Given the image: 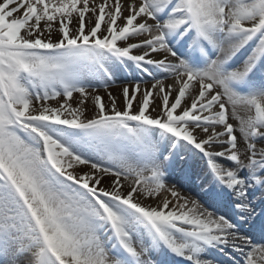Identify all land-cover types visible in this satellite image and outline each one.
Segmentation results:
<instances>
[{
  "label": "bare ground",
  "instance_id": "obj_1",
  "mask_svg": "<svg viewBox=\"0 0 264 264\" xmlns=\"http://www.w3.org/2000/svg\"><path fill=\"white\" fill-rule=\"evenodd\" d=\"M169 1L0 0V16H6L4 11L10 8L14 10L11 11L14 38L10 41L11 46L18 48L12 52L14 60L38 58L42 62L40 66L47 62L39 71L37 85L36 82L28 84L34 92L14 79V90L20 93L14 104L20 105L27 116L31 113L44 119L50 117L52 122L82 125L92 136L89 144L84 143L81 148L79 154L86 159L82 161L65 149L66 153L62 152L58 142L46 137L44 147L49 150L52 163L60 164L58 166L80 184L78 190L89 202L91 199L87 193H82V186L91 189L99 201L107 193L130 192V198L124 199L128 204L121 206L127 208H124L127 214L120 208L119 211L125 214L123 221L131 226L122 229L116 214L102 203L101 210L95 203L85 208L86 202L82 199L77 202L75 197L62 198L69 195L62 188L58 196L42 207L36 203L35 194H39V201L44 200L46 179L39 181L43 183V190L39 186L28 187L25 182L17 184L33 192L32 196L24 197L25 206L33 217L32 224L38 222L44 227L47 223L44 214L49 212L59 213L63 219L55 217L52 227H47L49 231L45 232L43 242L48 248L52 241L54 249L63 252L65 264H112L108 256L114 255L120 262L118 254L127 255L126 264H233L240 254L244 264H264V235H255L250 228L252 223L264 225V205L258 203L264 201V33L262 39L258 37L264 31L259 27L264 24V0H258L262 2L260 7L252 9H248L251 3L245 0H179L177 9L164 13L162 9ZM166 14L167 20L156 19ZM175 14L186 15L190 23L175 19ZM190 24H194L195 29ZM5 25L0 33L8 29ZM188 31L193 32L191 46L185 36ZM252 35L255 40L251 45L248 43L231 61L233 53ZM102 46L105 48L99 49ZM197 46L201 54L206 47L211 48L202 68L187 67L174 54L177 52L188 59L191 54L195 55ZM107 47L113 50V58ZM261 50L262 59L256 60ZM91 51L94 53L90 56L106 58L113 80L108 81L101 74L87 75L88 68L84 64L89 57L82 53ZM213 54L217 57L210 59ZM141 58L152 61L149 71L155 78L141 80L148 73L143 72L140 77L141 72L133 68L134 64H142ZM116 60L125 63L119 66ZM21 66L30 68L29 79L38 77L36 71L40 66L34 70L24 61ZM21 79L25 83L23 77ZM41 81L46 82L47 91L39 95ZM170 119L178 120L179 124ZM118 120L131 123V135L116 127ZM143 121L168 122L171 129L194 141L205 153L219 151L237 158L238 162L236 166H228L212 157L202 161L178 138L163 134L166 136L163 144L158 132L149 133L148 129L143 132L146 127ZM100 123L105 126L97 127L99 131L110 125L116 132L96 135L89 129ZM132 135L141 139L136 141ZM253 138L260 140L254 142ZM29 139L31 144L41 143L34 136ZM206 141L215 144L201 145ZM16 144L24 147L21 141L17 140ZM167 148L173 152L174 161L166 158L155 161L157 153ZM119 155L129 159L126 164L113 165ZM146 158L150 161L146 179L141 176L136 181L126 176L133 173L132 165L136 162L132 160ZM176 168L182 171L176 172ZM184 170L191 171L196 182L203 185L199 194L213 190L219 196L217 201L228 200V196L231 199L233 195L243 204L238 214L247 213L250 217H238L233 224L222 220L214 215L218 211L214 206L218 205L213 200L208 204L214 208L209 209V213L203 211L200 208L204 207L203 203L175 183L182 178ZM239 174H243L242 179H238ZM258 193L260 197L250 200ZM184 195H188L189 201ZM190 200L199 205L190 204ZM128 206L138 213L134 214ZM67 209L72 210V215L66 212L63 217ZM0 217L3 219L2 215ZM145 219L156 232L147 231ZM14 223V231L28 230L21 213L14 214ZM3 225L0 224V264H31L30 255H21L13 250L12 244H6L4 237L8 230L2 229ZM84 227L85 236L91 234L92 239L87 237L78 246L74 245L78 242L71 244L75 230L81 234ZM102 229L104 232L108 229L109 234L103 232L100 239L97 232ZM237 229L248 231L242 232L241 238L252 243H241ZM28 233H32L31 228L25 233L31 237ZM112 238L122 243L124 249L120 253L118 244L116 253L112 252ZM212 248L223 253H216Z\"/></svg>",
  "mask_w": 264,
  "mask_h": 264
},
{
  "label": "rangeland",
  "instance_id": "obj_2",
  "mask_svg": "<svg viewBox=\"0 0 264 264\" xmlns=\"http://www.w3.org/2000/svg\"><path fill=\"white\" fill-rule=\"evenodd\" d=\"M8 1L9 0H7V2ZM244 2L251 3V6H249L248 9L260 7V3H262V2L259 3L258 0H245ZM93 3L91 6H93ZM177 4H178V1L174 3L173 5L174 7L172 8L176 9L178 7ZM94 9H92L93 12H94ZM11 11H14V10L10 8L9 11L8 10L4 11L5 14L7 13L6 16L4 17L0 16V29L3 27L4 24H6L4 28L8 27L6 32L0 33V201H1L0 202V212H1L0 215L3 216V219L0 217V224H4L2 229L8 230L6 237H4L6 238V240L4 238L2 239L7 241L6 242L7 245H9V243L12 244L14 246L13 250L15 249L18 250V252L21 255H26V254L30 255L31 257L30 259L32 260V263L34 264H44V263L45 264H65L64 258H63L64 256L63 252H60L61 250L54 249V243H52V241H50L49 244L47 245L48 248L46 247V244L43 242V239L44 240L46 239L45 232L47 233L49 231L47 227L48 226L50 228L52 227L55 217H57V220L58 219L63 220V219L60 218L59 213L52 214V212H49L47 214H44L45 215L44 218L47 221L46 225L43 224L44 227H42V225L39 224L38 222L36 224H32L33 217L31 216V213L29 209L27 208V206H25L23 198L32 196L33 192L32 191L28 192V189L26 188H23V190L18 189L15 186V184H20V183L25 182L28 187L35 188L39 186V189L43 190V183L39 184V181L40 179H46L48 181V184L46 185V189H44L46 191V194L44 195V200L39 201V194H35L36 203L39 204L40 206L43 207L44 203L46 202L49 204L53 198L58 196L59 190L63 188L64 191L68 193L69 195H66V196L62 195V198L67 197L69 199L70 197L71 198L75 197L73 199L77 198V202H78V199H82L84 202H86V204H84L85 208H87L88 205L92 207L90 203H95L96 207H99L100 210L103 209L104 206L107 207L109 210H112L111 212L116 214L117 218L119 219V222H118L119 227H121L122 229H124V227L128 228L131 225L126 224L127 222L123 221L122 217L125 216V214L124 213L121 214V212L119 211V208L123 210L126 214H127V211L124 209L126 207L124 206L121 207L122 203H120L119 201L124 202L123 199L125 200L129 199L130 192L127 194L123 190L124 191L123 193L122 192L121 193L115 192L114 194L107 193L105 195V198H102L99 201L91 189H89L87 186H82V189H81L82 193H87L89 198L91 199V202H89L86 199V197L82 195L81 192H79L78 186L80 184H78L75 180L70 178L65 173L66 171H64L62 167L58 166L60 164L53 165L51 154H49V151H47L44 148L43 144H41L40 142H39L40 144L39 143L31 144V140L29 139V137L34 136L39 141L41 140V134L39 132H44L46 137L53 139L56 143L58 142L60 146H62V152L66 153L65 150H63L65 148L68 150H71L72 152L69 153V155H74V158L82 161V159L83 160H86V159L85 157L82 156V154H79V153L81 152V148L83 147L84 143L89 144L90 138L92 136L89 133H86L85 127H83L82 125H78V124L70 125L69 123H65L62 121H59V122L56 121V123L45 121L44 124H42L43 121L38 120L36 114L28 113L31 116L30 115L27 116L26 114L22 113V110H21L22 107L20 105L14 104V102L18 101L17 100L18 97L20 98L19 90H14V79H16L18 83H21L25 87L32 90L28 84H30L31 82L33 84L36 82V85H37L38 79H39V71L41 70V68L42 69L45 68L47 62H45L43 66H40L42 62L39 61L38 58L28 59L27 57L25 58V60H22V59H18L17 57V59L14 60V54L12 52H14V50H17L18 48L17 47L14 48V45L12 46L10 45L11 44L10 41H12V39L14 38V15L12 14ZM175 18L182 19V17L180 16H175ZM156 19L158 21H164L165 19L167 20V15L163 16L162 18H156ZM260 28L261 30H264L263 25ZM1 31L2 30H0V32ZM263 33L264 31L260 33L259 35L260 38ZM104 48H99V49H104ZM107 50H108V53L113 58V55L111 54L113 50L110 48H108ZM169 51L173 52L171 49H169ZM94 52L91 51V52L82 53L86 55L87 57H89V59H87L84 65L94 67L98 60L103 61L104 59H106L103 57L100 58L99 56H92V55L90 56V54ZM175 55H176V58L179 57V55L177 54ZM81 57L82 59L86 58L85 56H81ZM242 60L243 59L239 60V62H241ZM22 61L26 62L27 64L29 63L30 66L34 70L35 68L40 66L39 70L36 71V74L38 76L37 78H34V79L28 78L29 72L27 71L25 67L21 66ZM22 77L25 83L21 81ZM69 77L70 75L67 76L66 79L68 80ZM44 79L46 80L45 75H44ZM39 85H40L39 86L40 91L38 92L40 95V92H42L43 90H46L45 87H47V84L46 82L43 83V81H41ZM31 87H34V85H31ZM32 91L34 92V90ZM14 106H16L18 110ZM47 118H50V117H47ZM120 120L117 121L116 127L123 128V126L121 125L122 121ZM137 120L139 121L140 119H137ZM170 121H173L172 123L174 124L176 123L179 124L178 120L177 121L170 120ZM142 123H144L146 126L143 132L147 131V129L149 130L147 131L149 133L158 132L160 134L158 138L162 137L163 144L166 141V136L164 135L166 134L169 135V132L174 135H178L176 137H180L179 136L180 132L170 129L167 125L147 122V121H143ZM127 124L130 127H133L131 123L129 122ZM203 124H206V123H203ZM101 126H105V123H100L98 126H91V128L89 129H91V131L96 134H110L112 132L113 133L116 132L113 130V127L110 125H108L109 127L104 128L103 131H99L98 129H96L97 127H101ZM104 130L106 131L104 132ZM123 130L128 134V132L124 128ZM150 131H153V132H150ZM49 135H53V136L51 137ZM131 138L134 139L136 138V136L132 135ZM138 138L141 139V137H138ZM170 138L173 139L175 137H170ZM180 138L185 139L183 137H180ZM253 139H254V142L260 140V138H253ZM17 140L21 141L24 147L18 146L16 144ZM158 142L160 143V141ZM181 143L186 147H189V144H190V142L185 141V140L184 141L182 140ZM204 144L212 145L215 143H212L209 141ZM219 144H221V142ZM172 147L175 148V146L173 145ZM168 149L170 148L163 150L162 152L163 154L157 153V156H155V161H160L162 158L166 157V154H173L172 152H167ZM192 149L196 150L194 147ZM195 154H199L201 160L203 161H207L206 159H208L207 156L209 155L206 153H199L197 151L195 152ZM212 158H215L218 161L228 166H236L235 163L238 161L237 158H232L231 156L226 155V154H218V155L214 154V157ZM127 159H129L127 156L119 155L115 158L113 165L120 166L121 164H126ZM167 159L172 160V158L170 159V157H167ZM132 162L133 163L136 162V164L132 165L133 173L130 175H126V176H131V178L135 180V178H137L136 176L140 175L139 177L140 179H141V176H143L144 179H146L147 178L146 175L150 171V169L147 168L150 162L147 161V159H143L141 161L132 160ZM108 169L113 170L112 167H108ZM175 171L180 172L181 169L176 168ZM187 175L191 176L190 173ZM239 175L240 176H238V179H242L243 174H239ZM187 181H189L191 185L194 183L192 179L187 180ZM16 193H18L19 195L22 194L21 197L18 198ZM121 194H125V195H121ZM130 200L136 201L135 199H130ZM97 203H100V205L97 206ZM101 203L104 204L102 208H101ZM192 204L195 205V202L194 203L192 202ZM66 212H68L69 215H72L71 213L72 210L67 209L66 211L63 212L62 214L63 217L66 216L65 214ZM84 212L85 210L82 211V214ZM16 213H21L23 215L24 220H25V226L28 228V230L30 228L32 230L31 234L28 233L31 237L25 235V233H27L28 231L26 230V228H25V231H23V229L21 228L14 231V225L16 224L14 223V214ZM102 214H103L102 216H104V211L102 212ZM246 215L249 216L248 214ZM219 216L224 218L222 215H219ZM69 219H66V220H69ZM90 220L93 221L92 219ZM70 225L73 227H77V224H75L74 222H70ZM85 232H86L85 227L83 228L81 234H79V232L75 230V232L73 233L71 244L72 242L73 243L78 242L74 244L78 246V244H80L84 239L86 240L87 237L89 239H92L91 234L87 235L86 233L87 236H85ZM101 232H104V230L102 229ZM101 232H97V236H99ZM35 234L38 236H36ZM237 234H239L238 240H240L241 243L246 244L248 242H251L248 240H242L240 238L242 236L241 230H238ZM34 236L37 237L38 239L37 240L32 239V237ZM60 243H61V239H60ZM108 257L111 260L112 264L119 263L113 258L112 255ZM235 264H244L243 258H240V260L238 259V262H236Z\"/></svg>",
  "mask_w": 264,
  "mask_h": 264
}]
</instances>
